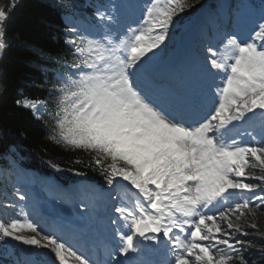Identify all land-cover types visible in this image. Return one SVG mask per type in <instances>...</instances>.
Here are the masks:
<instances>
[{
	"label": "snow or ice",
	"instance_id": "obj_1",
	"mask_svg": "<svg viewBox=\"0 0 264 264\" xmlns=\"http://www.w3.org/2000/svg\"><path fill=\"white\" fill-rule=\"evenodd\" d=\"M15 6L9 0L0 7V61ZM192 6L151 0L137 26L121 33L115 5L97 10L94 25L64 5L71 60L60 61L51 100L16 104L36 119L51 118V142L89 155L86 166L111 189L107 242L102 258L89 260L41 234L23 208L0 220V240L48 249L59 264H264V244L241 239L249 232L239 223L264 210V3L247 39L225 33L218 44L209 41L203 67L188 70L190 86L176 89L151 78L146 66L174 18ZM155 254L165 259H151Z\"/></svg>",
	"mask_w": 264,
	"mask_h": 264
},
{
	"label": "trees",
	"instance_id": "obj_2",
	"mask_svg": "<svg viewBox=\"0 0 264 264\" xmlns=\"http://www.w3.org/2000/svg\"><path fill=\"white\" fill-rule=\"evenodd\" d=\"M15 0L7 24V39L10 47L5 52L0 68L3 69V87L0 88V165L8 166L10 149L20 153L23 167L62 184L81 182L94 183L106 190L100 173L88 167L89 155L84 152L65 150L51 142L48 137L53 128L49 117L36 119L32 112L16 101L28 97L48 99V89L55 82L56 70L63 71L62 59L71 60V50L65 44L66 27L63 14L65 4H70L75 17L87 21L92 16L93 5L105 4L107 0ZM216 0H189L193 5L176 16L175 33L191 24L197 11L205 4L213 5ZM254 10H260L264 0H248ZM9 0H0V7H7ZM80 160L81 163H76ZM57 165V168L52 165ZM76 172L82 175H76ZM264 214V210H260ZM257 228L246 229L256 235L263 223L254 221ZM264 244V239H255ZM16 250L6 238L0 240V264L15 260ZM11 260V261H10Z\"/></svg>",
	"mask_w": 264,
	"mask_h": 264
},
{
	"label": "rangeland",
	"instance_id": "obj_3",
	"mask_svg": "<svg viewBox=\"0 0 264 264\" xmlns=\"http://www.w3.org/2000/svg\"><path fill=\"white\" fill-rule=\"evenodd\" d=\"M150 2L151 0H110L106 7L109 5L117 6L119 31L121 33H126L129 26H137L139 20L143 16L144 7ZM227 2L229 3V0H223L221 8L219 7L216 16H211L209 13L205 12L198 17L194 27H191V29L187 28L180 34H175V24H173L169 28L167 39L164 44L161 45V48L156 50V54H149L153 58L155 57V59H151L146 66L149 76L153 79H159L157 80L159 83L168 80V82L171 83L169 85L173 88L179 86L182 88L189 87L190 81L187 78L188 70L193 66L203 67L205 57L204 48L209 41L216 45L219 43V38L225 33H236L240 37L247 39L249 28L255 21H258L259 18H251L246 14L248 7L244 0H238L237 3L231 0L230 4L235 5L233 9L234 16L233 18L229 16L225 17L224 21H226V19L228 21L229 18V24H225L224 21L222 23L219 18L222 14L224 16L229 13V9L226 6ZM237 7L239 9H237ZM105 8L95 7L94 16L90 18V22L88 24L85 22L82 23L84 25L96 24L97 20L95 13L97 10H104ZM211 17H213V19ZM64 18L67 24V15H65ZM222 25H224V27H222ZM186 31H190L192 37L198 38V50L200 53H195V43L193 44V49H183L181 47V36ZM177 57L182 59L174 64L173 61ZM145 59H147V57ZM178 73H181L180 75L183 80H181L182 78L179 79ZM245 129H247V125H243L238 130V138L239 133L244 132ZM248 130L251 131V129ZM253 135H255L257 139H260L261 129L256 127ZM250 141L251 137H243L242 142ZM11 153L17 155L15 149H12ZM8 161L11 167H13V170H10L8 167L6 169L0 167V184L2 185L1 182L7 183L9 180H12L14 176L13 171L15 170L16 179L14 183L16 182V190L12 191L13 195L6 194L7 192L0 194V220L9 222L15 219L16 214L23 208L24 213L42 230L41 234H48V230L51 228L57 232L54 236L58 235L57 237L59 239L73 246L75 244H91L90 241H87L88 236H93L96 239L100 238V242H93L95 244L107 241L108 229L110 227L108 224V217L112 215L111 208L113 206L109 199L111 189L101 193L93 184L84 182L75 186L57 185V183L55 184L54 181L47 177L24 169L12 155ZM6 170H8V172ZM6 186L11 189V186ZM19 195H24L25 199L20 200ZM29 198H31L30 200L34 199L32 202L37 201L34 207L31 206V209L27 207ZM7 205H14L15 207H7ZM29 210H32L36 215L31 214ZM48 210L49 214H47ZM46 215H48V217H45ZM34 217L37 219H34ZM43 217L47 219H43ZM36 220H41V222ZM45 220H48V225H50V227L41 224ZM254 221L263 223L259 232L255 236L249 233L248 236L240 237L241 239L254 241H256L255 239L257 237L264 239V214H261L259 210L256 211L254 219L245 217L242 218L239 223L246 231L248 226ZM25 235L33 234L25 233ZM8 239L15 250L24 259L23 262L20 261V263L17 264H59V262L55 260L54 254L48 249H39L35 246L23 245L10 238ZM251 250L257 252V255H259L258 248L253 247ZM69 264H72V261H70Z\"/></svg>",
	"mask_w": 264,
	"mask_h": 264
},
{
	"label": "bare ground",
	"instance_id": "obj_4",
	"mask_svg": "<svg viewBox=\"0 0 264 264\" xmlns=\"http://www.w3.org/2000/svg\"><path fill=\"white\" fill-rule=\"evenodd\" d=\"M224 23L225 24H229L230 22H229V18H228V21H227V19H226V21H224ZM183 45H185V46H187V45H189V37L188 36H186L185 37V40L183 41ZM183 48H184V46H183ZM55 186V185H54ZM31 198H29V200H30ZM28 200V206H29V208H31V206H35V204H36V202H32L34 199H32V200H30L29 201ZM44 207V206H43ZM41 209V208H40ZM40 211V210H39ZM29 212H30V210H29ZM41 212V211H40ZM31 213V212H30ZM42 213V212H41ZM47 214H49V210H48V213ZM45 217H48V215H46ZM45 217H43V219H47V218H45ZM47 223H48V220H45L43 223H41V224H43V225H47ZM105 235V234H104ZM66 236V235H65ZM100 239V238H99ZM98 239H96L95 237H87V241H90V243L91 244H93V242H95V241H97ZM87 248V250H90L91 252H93V247H91V246H87L86 247ZM94 255V254H93ZM162 254H155V255H153V256H151V259H153V260H163V258H162ZM97 257L98 258H102V254L101 253H99V254H97Z\"/></svg>",
	"mask_w": 264,
	"mask_h": 264
}]
</instances>
